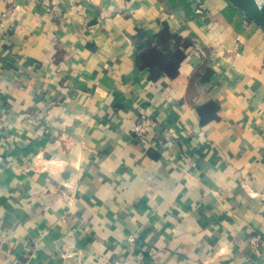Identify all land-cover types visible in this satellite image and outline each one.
<instances>
[{"label": "crops", "instance_id": "0c3cea01", "mask_svg": "<svg viewBox=\"0 0 264 264\" xmlns=\"http://www.w3.org/2000/svg\"><path fill=\"white\" fill-rule=\"evenodd\" d=\"M256 235L263 29L228 0H0V264H264Z\"/></svg>", "mask_w": 264, "mask_h": 264}, {"label": "built area", "instance_id": "2783aa9c", "mask_svg": "<svg viewBox=\"0 0 264 264\" xmlns=\"http://www.w3.org/2000/svg\"><path fill=\"white\" fill-rule=\"evenodd\" d=\"M3 27V26H2ZM158 125V121L156 118L150 116H142L139 118L137 123L132 129V132L138 142L145 143V142H152V135L154 134L156 127ZM251 246L256 248L264 243V236L256 235L252 236L249 240ZM140 264V262H138Z\"/></svg>", "mask_w": 264, "mask_h": 264}, {"label": "water", "instance_id": "95a60500", "mask_svg": "<svg viewBox=\"0 0 264 264\" xmlns=\"http://www.w3.org/2000/svg\"><path fill=\"white\" fill-rule=\"evenodd\" d=\"M264 30V0H228Z\"/></svg>", "mask_w": 264, "mask_h": 264}, {"label": "trees", "instance_id": "16d2710c", "mask_svg": "<svg viewBox=\"0 0 264 264\" xmlns=\"http://www.w3.org/2000/svg\"><path fill=\"white\" fill-rule=\"evenodd\" d=\"M169 36L170 35H168V34H165V35H163L162 36V39H168L169 38ZM153 54H154V56H153V58H155V56L157 57V59H159V56H157L156 54H155V52H153ZM155 60V59H154ZM159 63V62H158ZM159 66H161L160 64H159Z\"/></svg>", "mask_w": 264, "mask_h": 264}]
</instances>
